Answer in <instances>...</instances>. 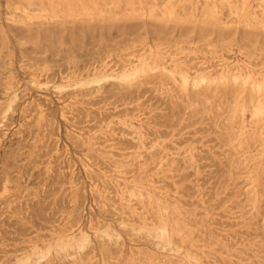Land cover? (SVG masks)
Here are the masks:
<instances>
[{
  "label": "rangeland",
  "instance_id": "1",
  "mask_svg": "<svg viewBox=\"0 0 264 264\" xmlns=\"http://www.w3.org/2000/svg\"><path fill=\"white\" fill-rule=\"evenodd\" d=\"M246 1L0 0V264H264Z\"/></svg>",
  "mask_w": 264,
  "mask_h": 264
},
{
  "label": "bare ground",
  "instance_id": "2",
  "mask_svg": "<svg viewBox=\"0 0 264 264\" xmlns=\"http://www.w3.org/2000/svg\"><path fill=\"white\" fill-rule=\"evenodd\" d=\"M8 1V0H7ZM220 1V0H219ZM237 0H231V6H236ZM12 2V1H11ZM15 3V2H14ZM20 3V2H19ZM217 3V2H216ZM17 4V3H16ZM242 5L244 6V9H246L248 7V2L246 0H242ZM264 8V7H263ZM7 10V9H6ZM217 11V10H216ZM219 12V11H218ZM215 13V12H214ZM262 16V15H261ZM5 20V19H4ZM2 21V20H1ZM181 40V39H180ZM48 52V51H47ZM88 52V51H87ZM82 53V52H81ZM243 58V57H242ZM41 62V61H40ZM211 62V61H210ZM95 63V62H94ZM16 64V63H15ZM32 64V63H31ZM9 65V64H8ZM202 69V68H201ZM18 70V69H17ZM128 75V74H127ZM126 74H123L122 77L126 78L127 77ZM250 75V74H249ZM185 79H187V77H185ZM55 80V79H54ZM130 82V81H129ZM26 83V82H25ZM90 88V87H89ZM186 90V89H185ZM74 113V112H73ZM64 116V115H63ZM137 135V134H136ZM139 139V138H138ZM83 158V157H82ZM90 161V160H89ZM155 195V194H154ZM167 216V215H166ZM59 249V248H58ZM133 255V254H132ZM169 257V256H168Z\"/></svg>",
  "mask_w": 264,
  "mask_h": 264
}]
</instances>
